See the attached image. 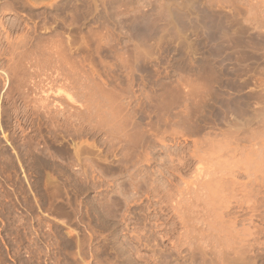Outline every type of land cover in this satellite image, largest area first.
<instances>
[{
	"label": "rangeland",
	"instance_id": "obj_1",
	"mask_svg": "<svg viewBox=\"0 0 264 264\" xmlns=\"http://www.w3.org/2000/svg\"><path fill=\"white\" fill-rule=\"evenodd\" d=\"M261 96L264 0H0V264H249Z\"/></svg>",
	"mask_w": 264,
	"mask_h": 264
},
{
	"label": "bare ground",
	"instance_id": "obj_2",
	"mask_svg": "<svg viewBox=\"0 0 264 264\" xmlns=\"http://www.w3.org/2000/svg\"><path fill=\"white\" fill-rule=\"evenodd\" d=\"M236 84H237V83H236ZM234 86H235V85H234ZM237 89H238V88H237ZM237 92H238V91H237ZM256 94H257V93H256ZM260 95H261V94H260ZM260 95H259V96H260ZM234 97H235V96H234ZM261 98H264V97L261 96ZM261 98H259V99H261ZM234 99H235V100H233V101H234L233 103H234V106H235L234 108H235V109H233V110H235V112H236V115H234L235 118H236L237 113H238V112H237V111H238L237 108L239 109L240 107H238V105H239V99H238V97L236 96V98H234ZM254 100H255V99H254ZM261 102H262V101H261ZM257 103H260V101L258 100ZM262 103H263V102H262ZM262 103H261V104H262ZM241 105H242V104H241ZM241 105H240V106H241ZM263 105H264V103H263ZM245 106H246V105H245ZM259 106H260V104H259ZM248 107H252V106H249V105H248ZM246 108H247V107H246ZM255 108H256V107H255ZM243 109H245V108L243 107ZM245 110H246V109H245ZM250 110H251V109H250ZM250 110H249V111H250ZM252 110H253V107H252ZM240 111L243 113L242 110H239V113H240ZM247 111H248V109H247ZM247 111H246V112H247ZM246 112H245V114H246ZM243 114H244V113H243ZM245 114H244V115H245ZM249 114H251V115H250L249 117H247V120H248V118H249V120L246 121V122H247V125H249V126H250V125H251V126H252V125H256L257 128H255V129H254L253 127H252V128L255 130V133H256V131H257L258 129L260 130V132H259V130H258V132H257V138H258L257 140H258V141H257V143L255 144L256 149H254V148L252 149V148H251L252 151L254 150V151H253V155H254V158L256 157V159H255V160H251V159H250V156L252 155L251 149H250L251 154H250L248 151H245L246 153L248 152V154H250V155H249V156L246 155V156H248V157L246 158V160H247V162H248V165L244 168L245 170H243V171H244L245 173H247L248 171H250V170L252 171V170H253V171H254V172H253V175L256 176V174H257V176H258V173H259L260 178L264 181V107L261 106V107H260L259 109H257V110L254 109L253 112H252V113L249 112ZM246 115L248 116V114H246ZM232 117H233V115H232ZM235 118H234V119H235ZM236 119H237V118H236ZM238 120H239V119H238ZM230 121H231V120H230ZM234 122H235V124H234ZM241 123H242V121H241ZM241 123H240V125H239V122H237V120H236V121L234 120V121H233V124H232V126L234 125V128H232V129H234V130H232V131H234V132H232V131H231V132L233 133V136H234L233 139H234V141H235L234 144H233V145H234V148H233V149H235L236 152H238V151L240 150L239 147H241L242 145L245 144V142H244L243 144H240V143L243 142V140H241L240 137H239V136H241V135H240V132H241V131H240V129H241L240 127H241V125H242ZM244 123H245V121L243 122V124H244ZM245 124H246V123H245ZM245 124L242 126L243 129H244V126H246ZM230 125H231V124H230ZM239 126H240V127H239ZM246 127H247V126H246ZM254 127H255V126H254ZM249 129H250V128H249ZM249 129H247V130H249ZM256 129H257V130H256ZM243 131H244L245 133H248V132H246V130H243ZM251 131H252V129H251ZM251 131H250V132H251ZM250 132H249V133H250ZM252 132L254 133V131H252ZM252 132H251V133H252ZM255 133H254V134H255ZM242 134H244V133L242 132ZM230 135H232V134L230 133ZM247 136H248V134H247ZM255 136H256V135H255ZM231 137H232V136H231ZM244 137L246 138V134H245ZM244 137H243V138H244ZM250 137H253V134H252V136H251V134H250V136H249L248 138L250 139ZM241 138H242V137H241ZM248 138H247V140H248ZM254 138H255V137H254ZM240 140H241L242 142H240ZM252 140H253V138H252ZM254 140H255V139H254ZM245 141H246V140H245ZM247 142H248V141H247ZM247 142H246V143H247ZM250 142H251V141H250ZM254 142H255V141H254ZM239 145H240V146H239ZM248 145H249V144H248ZM242 147H243V146H242ZM242 147H241V150H245L244 148L242 149ZM244 147H247V146H244ZM247 148H248V147H247ZM233 149H232V150H233ZM241 150H240V151H241ZM246 150H248V149H246ZM199 151H200V150H199ZM240 151H239V153H240ZM233 152H234V151H233ZM196 153H197V152H196ZM239 153H238V154H239ZM241 153H242V152H241ZM243 153H244V152H243ZM235 154H236V153L234 152V155H235ZM238 154H237V155H238ZM241 155H242V154H241ZM241 155H240V156H241ZM244 155H245V153H244ZM244 155H243V156H244ZM199 156H200V155H199ZM199 156H198V158H199ZM240 156H239V157H240ZM246 156H245V157H246ZM232 157H233V156H232ZM234 157H235V156H234ZM239 157H238V158H239ZM251 157H252V156H251ZM232 159H233V158H232ZM234 159H235V158H234ZM236 159H237V157H236ZM242 159H243V158H241V161H242ZM252 159H253V158H252ZM199 160H200V159H199ZM237 160H238V159H237ZM239 160H240V159H239ZM244 160H245V158H244ZM241 161H237V163L239 162V164H240ZM245 162H246V161H245ZM245 162L242 161V163H245ZM234 164H235V162H234ZM239 164H236V165H238V167H240ZM250 167H251V169H249ZM241 168H242V167H241ZM241 168H240V169H241ZM199 169H200V168H199ZM204 169H205V168H204ZM240 169H239V170H240ZM242 169H243V168H242ZM205 170H206V169H205ZM198 172H199V170H198ZM236 172H238V171H236ZM236 172H235V173H236ZM240 172H241V171H240ZM244 172H243V173H244ZM235 173H234V174H235ZM238 173H239V172H238ZM243 173H241V174H242L241 176H244ZM236 174H237V173H236ZM247 174L249 175V172H248ZM238 176H239V175H238ZM245 176H246V174H245ZM245 176H244V178H245ZM259 176H258V177H259ZM203 177H204V176H203ZM208 177H209V176H207V178H208ZM232 177H233V176H232ZM247 177H248V176H247ZM252 177H253V176H252ZM207 178L205 177V179H207ZM230 178H231V177H230ZM236 178H237V177H236ZM250 178H251V176H250ZM250 178H248V180H249ZM231 179H232V178H231ZM245 179H246V178H245ZM253 179H254V178H253ZM261 179H260V182L262 181ZM202 180L205 181L204 179H202ZM208 180H209V179H208ZM229 180H230V179H229ZM248 180H247V181H248ZM257 180L259 181V179H257ZM234 181H236V180L234 179ZM234 181H233V182H234ZM225 182H226V181H225ZM233 182H232V183H233ZM236 182H237V181H236ZM248 182H249V181H248ZM251 182H252V181H251ZM253 182H256V180L254 179ZM202 183H203V182H202ZM202 183H201V184H202ZM207 183H208V182H207ZM207 183H206V185H207ZM237 183H238V182H237ZM240 183H241V182H240ZM240 183H239V184H240ZM204 185H205V184H204ZM233 185H234V184H233ZM184 186H185V185H184ZM207 186H208V185H207ZM234 186H235V185H234ZM241 186H242V184H241ZM244 186H245V185H244ZM248 186L251 187L250 184H249ZM237 187H238V185H237ZM249 187H248V191H249ZM201 188H203V187H201ZM234 188H236V186H235ZM238 188H240V186H239ZM208 189H209V188H208ZM243 189H245V188L243 187ZM243 189H242V190H243ZM250 189H251V188H250ZM257 189H258V188H257ZM257 189H256V190H257ZM202 190H203V189H202ZM233 190H234V189H233ZM239 190H241V188H240ZM239 190L236 191V192H237V193H238V192H241V191H239ZM254 190H255V189H254ZM258 190H259V189H258ZM260 190H262V189H260ZM195 191L198 192V190H195ZM209 191H210V189H209ZM216 191H217V190H216ZM244 191H245V190H244ZM262 191H264V190H262ZM210 192H211V191H210ZM212 192H213V191H212ZM212 192H211V193H212ZM253 192H254L255 194H253V193H252V194L249 193V194H250V198L248 197L249 195H247V192H246V191H245V193H246V196H247V197H245V196L243 195L244 193L242 194V192H241V194L244 196V198H246V200H245V199L242 197V198H243V201H245V202L247 201V203H245V202H243V203L248 204V201H249V203L251 204V205L248 204V210L250 211L249 214H250V213H251V214H250V217H248V218H250V219H248V218H247V219H248V220H252L251 218H254V220H255V219H258L257 221H259V222H261L262 224H264V194H263L262 196H258V195H260V194H258L259 191H258V192L253 191ZM260 193H261V192H260ZM180 194H181V193H180ZM208 194H209V193H208ZM208 194H205V195L209 196ZM238 194H239V193H238ZM261 194H262V193H261ZM199 195H200V194H199ZM202 195H204V194H202ZM234 195H235V194H234ZM242 195H241V196H242ZM207 196H206V197H207ZM239 196H240V194H239ZM193 197H194V196H193ZM231 197H232V196H231ZM233 197H234V196H233ZM236 197H237V199H236V201H237L240 197H239V198H238V196H236ZM195 198H196V197H195ZM242 198H241V200L239 199V200H240L239 202L242 201ZM247 198H248V199H247ZM251 198H252V199H251ZM190 199H191V198H190ZM198 199H200V198H198ZM198 199L196 198V200H198ZM201 199H202V198H201ZM233 199H234V198H233ZM188 200H189V199H188ZM188 200H187V201H188ZM196 200H195V201H196ZM234 200H235V199H234ZM190 201H192V200H190ZM193 201H194V200H193ZM193 201H192V202H193ZM236 201H235V202H236ZM192 202H191V205H190L191 207L194 206L195 204H197V203H195V204L193 205ZM196 202H197V201H196ZM199 202H200V201H199ZM205 202H206V200H205ZM205 202H204V203H205ZM237 202H238V201H237ZM186 204H187V203H186ZM238 204H239V205H238ZM238 204L236 203L237 207H238V206H241L240 203H238ZM245 204H244V205H245ZM187 205H188V207H189V204H187ZM234 205H235V204H234ZM195 206H196V205H195ZM197 207H198V205H197ZM182 208H184V207H182ZM193 208H194V207H193ZM245 208H246V207H245ZM240 209H241V208H240ZM240 209H239V210H240ZM190 210H192V209H190ZM236 210H237V209H236ZM242 210H243V209H242ZM245 210H246V209H245ZM248 210H246L245 212H247ZM232 211H233V210H232ZM240 211H241V210H240ZM189 212H190V211H189ZM191 212H193V210H192ZM243 212H244V211H243ZM245 212H244V213H245ZM219 213H220V212H218V214H219ZM235 213H236V212H235ZM183 214H185V213H183ZM194 214H195V213H194ZM196 214H197V213H196ZM207 214H208V213H207ZM247 214H248V213H247ZM190 215H191V214H190ZM192 215H193V214H192ZM185 216H186V215H185ZM187 216H189V215H187ZM193 216H194V215H193ZM193 216H191L192 219H193ZM206 216H207V215H206ZM215 216H216V215H215ZM238 216H239V215H238ZM245 216H246V215H245ZM248 216H249V215H248ZM189 217H190V216H189ZM189 217H188V218H185V219H189V220H186V221H187V222L190 221V222L193 223V221H192ZM218 217H219V215H218ZM220 217H221V216H220ZM236 217H237V214H236V216H235V219H236ZM233 218H234V217H233ZM239 218H240V217H239ZM185 219H183V220H185ZM218 219L220 220V223H221V219H220V218H218ZM247 219H246V220H247ZM183 220H182V222H183ZM243 220L245 221V219H243ZM229 221H230V220H229ZM234 221H235V220H234ZM244 221H243V222H244ZM184 222H185V221H184ZM184 222H183V223H184ZM187 222H186V223H187ZM190 222H189V223H190ZM212 222H213V221H212ZM236 222H237V221H236ZM230 223H231V222H230ZM217 224H218V223H217ZM217 224H216V225H217ZM221 224H222V223H221ZM223 224H224V223H223ZM223 224H222V225L219 224V226L224 227ZM234 224H236V223H234ZM189 225H190V224H189ZM228 225H229V224H228ZM228 225H227V227H228ZM232 225H233V224H232ZM251 225H252V224H251ZM251 225H250V226H251ZM185 226H186V224H185ZM209 226H210V225H209ZM234 226H235V225H234ZM255 226H256V225H255ZM261 226H262V225H261ZM261 226H260V227H261ZM207 227H208V226H207ZM212 227H215V226L212 225ZM225 227H226V226H225ZM231 227H232V226H231ZM231 227H229V228H231ZM252 227H253V226H252ZM252 227H251V228H252ZM191 228H192V226H191ZM193 228H194V227H193ZM209 228H211V227H209ZM233 228H235V227H233ZM233 228H232V229H233ZM189 229H190V228H189ZM211 229H212V228H211ZM215 229H216V228H215ZM232 229H228V232L230 233V230H232ZM191 230H192V229H191ZM193 230H194V229H193ZM195 230H196V229H195ZM205 230H206V228H205ZM222 230H223V228H222ZM233 230H234V229H233ZM246 230L248 231L249 229L246 228ZM212 231H213V229H212ZM219 231H221L220 228H219L218 232H219ZM223 231H226V232H227V228H226V230H223ZM244 231H245V230H244ZM210 232H211V230H210ZM228 232H227V233H228ZM231 232H232V231H231ZM233 232H234V231H233ZM188 233H189V232H188ZM216 233H217V232H216ZM227 233H226V234H227ZM229 233H228V234H229ZM234 233H236V231H235ZM234 233H233V234L230 233V235H232V237H231L232 239H233V237H234ZM245 233L247 234L248 232H245ZM203 234H204V233H203ZM217 234H218V233H217ZM223 234H224V232H223ZM228 234H227V235H228ZM237 234H238V236H239V232L236 233V236H237ZM243 234H244V233H243ZM187 235H188V234H187ZM213 235H215V234H213ZM219 235H221V233H219ZM219 235H217V236H219ZM199 236H200V235H199ZM199 236H198V237H199ZM223 236H224V235H223ZM241 236L244 238L245 234H244V235L241 234ZM246 236H248V239H249V241H250L249 243H248L247 241H245V242L248 243L247 245L245 244V245H246L245 248H246V251H247L246 254H249V259H248V260H250L249 264H256L257 258H263V259H264V241L262 240V238L264 237V229H263V227H261V228H257V227H255L253 230L251 229V231L249 232V234L246 235ZM192 237H193V236H192ZM213 237H214V236H213ZM219 237H220V236H219ZM228 237H229V235H228ZM228 237H226V238L228 239ZM195 238H197V237L195 236ZM199 238L201 239V237H199ZM199 238H198V239H199ZM203 238H205V236H204ZM207 238H209V236H208ZM207 238H206V239H207ZM215 238H217V237H215ZM224 238H225V237H224ZM224 238L222 237V241H223ZM226 238L224 239V242H225V240L227 241ZM229 238H230V237H229ZM235 238H236V237H234V240H235L236 242H237V241H238V242L240 241V239L237 240V239H235ZM237 238H238V237H237ZM239 238H240V237H239ZM243 238H241V240H242ZM193 239H194V238H193ZM198 239H197V241H198ZM200 239H199V241H200ZM212 239H213V238H212ZM212 239H210V240H212ZM195 240H196V239H195ZM202 240H203V239H202ZM202 240H201V241H202ZM217 240H218V238H217ZM217 240L215 239V241H217ZM220 240H221V237H220ZM220 240H219V241H220ZM228 240H229V239H228ZM244 240H246V237H245ZM261 240H262V241H261ZM219 241H218V242H219ZM235 241H234V242H235ZM224 242H223V243H224ZM228 242H229V241H228ZM232 242H233V240L231 241V243H232ZM236 242H235V243H236ZM238 242H237L236 245H238ZM242 242H243V241H241V243L239 242V245H240V244H243ZM202 243H203V242H202ZM215 243H216V242H215ZM221 243H222V242H221ZM229 243H230V242H229ZM229 243L226 242V244H225V243H224V244H225V246H227ZM203 244H204V243H203ZM205 244H206V243H205ZM210 244H211V243H210ZM192 245H193V244H192ZM216 245H217V244H216ZM218 245H220V244L218 243ZM229 245H230V244H229ZM231 245L234 246L235 244H231ZM236 245H235V246H236ZM245 245H242V246L240 245V246L243 247V246H245ZM198 246H199V245H198ZM201 246H202V245H201ZM233 246H232V247H233ZM211 247H212V246H211ZM213 247H214V246H213ZM215 247H218V246H215ZM223 247H224V246H223ZM228 247H229V248H232V247H230V246H227V248H228ZM174 248H175V247H174ZM199 248H200V246H199ZM199 248H198V249H199ZM208 248H209V254H211V253H210L211 248H210V247H208ZM227 248H226V249H227ZM234 248H235V247H234ZM193 249H194V248H193ZM200 249H201V248H200ZM200 249H199V250H200ZM214 249H215V248H214ZM220 249H222V246H221ZM222 250H223V249H222ZM229 250H230V249H229ZM235 250H236V249H235ZM242 250H243V249L240 250V248H239V251L236 250L235 253H236V252L239 253V252H241ZM202 251H203V252L200 251L202 254L205 253L204 249H203ZM207 251H208V250H207ZM246 251H245V252H246ZM213 252H214V251H213ZM221 252H223V251H221ZM224 252L227 254L228 251H225V250H224ZM225 253H223V254H225ZM242 253H243V252H242ZM189 254H190V252H189ZM223 254H222V255H223ZM228 254H229V253H228ZM228 254H227V255H228ZM230 254H232V253H230ZM239 254H240V253H239ZM246 254L243 253L244 256H245ZM191 255H192V254H191ZM196 255H197V254H196ZM233 255H234V254H233ZM237 255H238V254H236V255L234 256V258H235ZM200 256H201V255H200ZM223 256H225V255H223ZM241 256H242V255H241ZM247 256H248V255H247ZM202 257H203V256H202ZM237 257H239V255H238ZM245 257H246V256H245ZM203 258H204V257H203ZM205 258H206V257H205ZM205 258H204V259H205ZM224 258H225V257H224ZM230 258H231V257H230ZM230 258H227V259L229 260ZM232 258H233V257H232ZM234 258L231 259V261L233 260V261L235 262V261L237 260V261L235 262L236 264H238V263L241 264V262H243V261L245 260V259L243 260L242 258H244V257H242L241 260H243V261L240 260V261H241V262H240V261L238 260V258H237V259L235 258V260H234ZM247 258H248V257H247ZM225 259H226V258H225ZM227 259H226V260H227ZM246 260H247V259H246ZM246 260H245V261H246ZM259 260H260V259H259ZM234 262H232V263H234ZM261 262H262V261H261ZM203 263H204V262H203ZM229 263H230V261H228L227 264H229ZM261 264H262V263H261Z\"/></svg>",
	"mask_w": 264,
	"mask_h": 264
}]
</instances>
